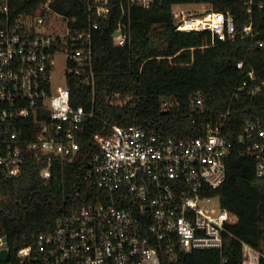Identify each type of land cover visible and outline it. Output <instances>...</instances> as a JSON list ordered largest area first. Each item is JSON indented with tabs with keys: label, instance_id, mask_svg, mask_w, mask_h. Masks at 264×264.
<instances>
[{
	"label": "built area",
	"instance_id": "built-area-1",
	"mask_svg": "<svg viewBox=\"0 0 264 264\" xmlns=\"http://www.w3.org/2000/svg\"><path fill=\"white\" fill-rule=\"evenodd\" d=\"M8 1L0 0V134L7 137L0 182L19 175L26 160L43 163L40 176L47 179L54 159L79 154L80 126L94 118L82 106L71 105L68 81L92 77L91 35L98 25L73 27L74 20L51 9L55 0H45L32 15L13 17ZM89 1L92 15L106 13L109 0ZM153 3L126 0L125 7L120 0V19L112 33L117 35L110 36L113 47L127 41V9L148 10ZM184 6L171 9L175 31L209 33L222 43L237 38L227 12L208 5L193 12ZM240 34L243 39L256 35L250 23ZM236 68L242 70V63ZM247 76L254 79L253 72ZM111 104H118L117 99ZM169 105L165 101L162 107ZM107 128L109 133L92 140L97 151L85 174L91 192L82 208L55 220L52 233L39 235L34 245L16 252L13 263L7 256L4 264H181L180 255L222 248L228 228L237 222L210 194L225 180L231 146L220 126H207L202 137L192 140L138 127ZM238 142L255 160L256 178L263 179L264 128L248 125ZM2 251L8 253V247L0 238ZM260 258L261 253L243 244L242 264H259Z\"/></svg>",
	"mask_w": 264,
	"mask_h": 264
},
{
	"label": "trees",
	"instance_id": "trees-1",
	"mask_svg": "<svg viewBox=\"0 0 264 264\" xmlns=\"http://www.w3.org/2000/svg\"><path fill=\"white\" fill-rule=\"evenodd\" d=\"M8 2L17 17L32 15L45 0ZM189 4L227 12L237 38L222 43L209 33L175 31L172 7ZM89 6V0H55L50 5L74 20L73 27L98 25L91 35L92 77L68 81L71 105L82 106L94 118L80 126L79 154L71 160L54 159L47 179L40 176L43 163L26 160L19 175L0 182V238L7 244L9 261H15L19 249L34 245L39 235L52 233L55 220L82 208L91 192L85 174L97 151L92 140L109 133L107 125L182 140L202 137L207 126H220L231 146L225 180L210 194L237 223L228 228L230 236L223 238L220 250H195L180 255L179 261L242 264L245 244L262 254L259 264H264V178H256L255 160L238 142L248 125L264 128V0L250 5L247 0H154L148 10L132 5L124 16L128 38L122 47H113L110 37L120 19V0H109L101 16L92 15ZM249 23L256 35L243 39L241 30ZM253 88L257 91L251 94ZM116 99L118 104H111ZM165 101L170 105L164 108ZM6 146L7 137L0 134V156Z\"/></svg>",
	"mask_w": 264,
	"mask_h": 264
},
{
	"label": "rangeland",
	"instance_id": "rangeland-1",
	"mask_svg": "<svg viewBox=\"0 0 264 264\" xmlns=\"http://www.w3.org/2000/svg\"><path fill=\"white\" fill-rule=\"evenodd\" d=\"M208 6H205V7H203V6H198V5H196V4H189V5H187V6H184L183 7V9H185V10H187V11H189V10H191V11H197V10H202V9H204V8H207ZM263 248V251H264V247H262Z\"/></svg>",
	"mask_w": 264,
	"mask_h": 264
},
{
	"label": "water",
	"instance_id": "water-1",
	"mask_svg": "<svg viewBox=\"0 0 264 264\" xmlns=\"http://www.w3.org/2000/svg\"><path fill=\"white\" fill-rule=\"evenodd\" d=\"M117 35L114 33L111 37L114 38V36ZM8 253L6 251L0 252V264H4L7 261Z\"/></svg>",
	"mask_w": 264,
	"mask_h": 264
}]
</instances>
